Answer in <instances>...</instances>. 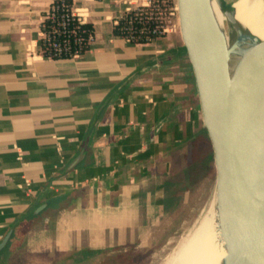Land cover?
I'll use <instances>...</instances> for the list:
<instances>
[{
  "label": "crops",
  "instance_id": "obj_1",
  "mask_svg": "<svg viewBox=\"0 0 264 264\" xmlns=\"http://www.w3.org/2000/svg\"><path fill=\"white\" fill-rule=\"evenodd\" d=\"M53 1L0 0V240L14 228L0 264L153 245L201 124L177 33L114 31L148 0H72L94 39L62 58L41 48Z\"/></svg>",
  "mask_w": 264,
  "mask_h": 264
},
{
  "label": "water",
  "instance_id": "obj_2",
  "mask_svg": "<svg viewBox=\"0 0 264 264\" xmlns=\"http://www.w3.org/2000/svg\"><path fill=\"white\" fill-rule=\"evenodd\" d=\"M217 5L233 29L243 25L236 12L221 1ZM171 10L178 18L177 37L194 80L200 115L193 138L200 148L194 152V164L216 168L213 194L227 247L222 264H264V212L255 200L253 162L254 148L264 137V38L251 34L235 46L217 21L211 0H175ZM201 135L210 140L208 150L201 145ZM82 159L79 154L67 170ZM13 233L11 228L0 240V255Z\"/></svg>",
  "mask_w": 264,
  "mask_h": 264
},
{
  "label": "rangeland",
  "instance_id": "obj_3",
  "mask_svg": "<svg viewBox=\"0 0 264 264\" xmlns=\"http://www.w3.org/2000/svg\"><path fill=\"white\" fill-rule=\"evenodd\" d=\"M175 0H168L165 5V23L168 27L166 32L178 33L179 23L176 14H172ZM227 1V0H226ZM231 37L235 29L231 27L226 17V28L223 29ZM165 32V33H166ZM205 141L201 143L204 149L211 148L209 138L201 135ZM198 140L196 141V143ZM191 144L192 164L184 166L183 177L180 182H176L177 191H167L166 209L164 219L155 226L154 234L156 238L153 245L147 246H128L127 254H120L117 250L110 249L99 253L98 256L85 259L76 264H167V260L175 253L182 241V238L192 228L200 210L210 200L215 191L216 168L211 165L194 164V152L199 146ZM201 147V148H202ZM182 173V170L180 171ZM213 187V188H212ZM209 195V196H208ZM75 264V262H68Z\"/></svg>",
  "mask_w": 264,
  "mask_h": 264
},
{
  "label": "bare ground",
  "instance_id": "obj_4",
  "mask_svg": "<svg viewBox=\"0 0 264 264\" xmlns=\"http://www.w3.org/2000/svg\"><path fill=\"white\" fill-rule=\"evenodd\" d=\"M211 1L215 16L222 29L226 28V16L217 5V2L220 1L229 10L236 12L237 19L243 24H237L234 35L228 37L231 42L234 41L235 46L239 47L251 34L264 38V0ZM235 61L236 59L233 58L232 62L235 63ZM253 162L255 200L258 209L264 212V137L263 140L258 141L254 148ZM207 201L209 202L201 209L192 228L182 238L178 250L167 260V264L223 263L227 247L220 227L215 194Z\"/></svg>",
  "mask_w": 264,
  "mask_h": 264
},
{
  "label": "built area",
  "instance_id": "obj_5",
  "mask_svg": "<svg viewBox=\"0 0 264 264\" xmlns=\"http://www.w3.org/2000/svg\"><path fill=\"white\" fill-rule=\"evenodd\" d=\"M150 2L151 0H148V3L143 5H148ZM167 2L168 0H164L165 4H167ZM139 6L135 8H139ZM165 8V5H157L153 10L140 15V21L153 23L152 26L144 30L146 31L145 41L150 40L158 35H162L168 30V27L165 23V14L168 11H166ZM127 12L128 11H126L121 17H123ZM169 12L171 13V11ZM71 18L74 20V22L71 21ZM132 20L133 17L129 19V22ZM86 22L87 21H85L82 15L74 8L73 5H71L69 10L64 13L61 23L59 24L60 26L48 36L52 50L46 55L62 58L73 57L83 53V39L86 37V40H88L90 43L94 39V29L81 26V24ZM123 30L124 32H129V34L121 35H124L129 40L134 41L136 34L132 32L130 25H128L126 28H123ZM149 33H152L154 36H151Z\"/></svg>",
  "mask_w": 264,
  "mask_h": 264
},
{
  "label": "trees",
  "instance_id": "obj_6",
  "mask_svg": "<svg viewBox=\"0 0 264 264\" xmlns=\"http://www.w3.org/2000/svg\"><path fill=\"white\" fill-rule=\"evenodd\" d=\"M71 5H73L72 0H54L49 10L47 11L46 17L41 24V28L44 32V36L41 40V48L45 54L50 53L52 50L48 40V36L60 26L59 24L61 23L64 13L69 10V7ZM157 5L166 4L164 3V0H151L150 4L148 5H140L139 8H133L129 10L123 17L116 21V23L114 24V31L117 34H129V32L127 31L124 32L123 28H126L128 25H130V27L132 28V32L136 34L134 42H144L146 40V31L144 30L152 26L153 23L140 21V15L153 10ZM131 17H133V20L129 22V19ZM71 21L74 22L72 18ZM81 26L93 28L92 24L89 22L81 24ZM149 34L151 36H154L152 33ZM90 45L91 43L88 42L85 37L83 39L82 51L84 52L85 50H87Z\"/></svg>",
  "mask_w": 264,
  "mask_h": 264
}]
</instances>
